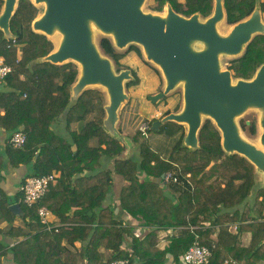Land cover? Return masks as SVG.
Instances as JSON below:
<instances>
[{
    "label": "trees",
    "instance_id": "1",
    "mask_svg": "<svg viewBox=\"0 0 264 264\" xmlns=\"http://www.w3.org/2000/svg\"><path fill=\"white\" fill-rule=\"evenodd\" d=\"M155 1L159 10L170 1L178 12L205 18L214 6V0ZM258 3L264 13V0H224L227 22L247 18ZM3 5L0 0V13ZM40 12L33 0H18L10 20L13 36L0 29V53L12 67L0 83V139L6 132L0 142H7L0 170L26 165L21 184L34 175L60 176L38 203H20L22 216L13 213V200L0 187V222L11 224L6 232L0 229V264H166L170 256L182 264L196 239L214 246L210 264H264V186H258L254 164L223 149L210 119L199 131L197 149L184 146V124L167 121L153 129V120L147 137L134 134L138 153L124 154L131 142L104 128V92L87 88L74 100L77 64L42 60L55 45L32 27ZM100 46L104 54H116L110 38ZM262 63L264 34H257L228 67L234 77L250 79ZM129 115L132 124L142 122L135 111ZM19 130L26 141L17 147L11 137ZM174 168L180 181L166 182L163 175ZM40 206L57 215L58 230L42 223ZM246 231L252 235L244 245Z\"/></svg>",
    "mask_w": 264,
    "mask_h": 264
},
{
    "label": "water",
    "instance_id": "2",
    "mask_svg": "<svg viewBox=\"0 0 264 264\" xmlns=\"http://www.w3.org/2000/svg\"><path fill=\"white\" fill-rule=\"evenodd\" d=\"M145 1L33 0L36 5L45 4L42 14L32 23L33 29L45 35L62 34L57 48L42 60L56 64L72 60L80 64L78 79L72 86L74 100L89 86L105 87L109 103L104 106V128L124 139L117 127L119 109L129 98L126 80L134 75L130 68L116 71L112 60L97 45L95 30L111 36L118 48L130 43L141 45L146 60L153 62L164 77L163 90L149 95V100L157 102L178 85L184 87L181 110L154 120L152 128L167 121L187 125L183 144L197 149L203 119L208 117L221 133L223 149L246 157L264 178V63L252 78L236 80L232 71L223 69L221 64L222 55H240L255 35L264 34L261 8L257 6L223 34L218 24L225 18L224 0H214V9L205 19L199 12L181 15L170 4L165 14L147 12L143 9ZM17 5L18 0H4L0 13V29L7 38L13 36L10 20ZM197 44L203 46L197 48ZM251 108L262 112L261 146L242 135L237 121ZM10 208L17 216L25 214L19 202L12 203Z\"/></svg>",
    "mask_w": 264,
    "mask_h": 264
},
{
    "label": "rangeland",
    "instance_id": "3",
    "mask_svg": "<svg viewBox=\"0 0 264 264\" xmlns=\"http://www.w3.org/2000/svg\"><path fill=\"white\" fill-rule=\"evenodd\" d=\"M37 6L40 8L41 11L40 14L38 15L40 16L45 8V4L40 3ZM156 6L157 5L155 0H146L143 5V9L147 12L159 13L157 11ZM257 6H259V3ZM262 16L264 20V13H262ZM202 19H205V17L202 16ZM231 28L232 25L227 22L226 10H225V18L223 21H221L218 24V29L221 33L226 34L231 30ZM47 36L54 42L56 49L60 43L62 34L56 32L53 35H47ZM103 37H108L112 39L111 36H108L103 32H101L100 30L96 29L95 41L97 45L100 47V49H101L100 42ZM202 46H203L202 44L196 45L197 48H201ZM243 52L237 56L222 55L221 56L222 68L229 69L228 66L232 62V60L234 58L241 56ZM108 57L112 60V63L116 71L125 68H130L135 73V76L132 79L126 80L125 90L129 98L122 103L119 109V119L117 122V127L124 137L122 141H125L126 143H128L127 141L131 142V145L127 146L124 154L136 155L138 153V148H136L137 145L135 144V142H133L134 134L138 130L142 133L140 127L143 124H147L150 126L151 121L162 118L163 116H165V114H167L171 110H175V111L181 110L184 103V99H183L184 87L183 84H180L173 91L167 94L164 98L158 100L157 102H152L151 100H149L148 96L151 94H156L163 90L164 77L162 75L161 70L157 67L159 69L158 70L153 62L146 60V55L144 53L143 47L137 43H130L124 48L116 47V54L114 56H108ZM70 61L72 60H69L67 62ZM75 63L77 64L80 70V64L77 62ZM236 79L237 78L234 77V80ZM89 88H98L102 90L105 94V105L109 103V97L105 87L101 85H92L89 86ZM132 111H135L138 115H140V120H142L140 124L135 125L129 121V116H130L129 114ZM106 115L107 113L105 111V117ZM261 117H262V112L259 109L251 108L237 118L242 135L247 140H249L252 143H255L258 146H261V142H260V135L262 133V126L260 124ZM209 119L210 118L208 117H204L203 124ZM210 120L213 121L212 119ZM185 127L187 129V125H185ZM142 135L144 134L142 133ZM144 136L147 137L146 135ZM176 170L178 171V169L176 168L173 169V171ZM256 176H257L258 186H264V178L257 169H256ZM117 183L119 185V181ZM250 199L252 198L250 197Z\"/></svg>",
    "mask_w": 264,
    "mask_h": 264
},
{
    "label": "built area",
    "instance_id": "4",
    "mask_svg": "<svg viewBox=\"0 0 264 264\" xmlns=\"http://www.w3.org/2000/svg\"><path fill=\"white\" fill-rule=\"evenodd\" d=\"M12 71V67L6 62L5 57L0 53V83L8 76ZM149 125L143 124L140 130L144 135H148L147 131ZM26 141V133L23 130L16 131L11 137V143L14 146H22ZM190 175V174H189ZM60 176L59 172H53L50 174H45L41 176H30L25 179V181L20 185V192L22 193L19 198V203H24L28 206H33L38 203L48 192L50 184L55 182ZM164 180L179 182L178 171L170 170L168 173L164 174ZM1 201V195H0ZM38 213L41 217L42 223L46 225L47 228L58 227L62 223H52L50 217L52 212L46 206H40L38 208ZM213 248L205 244H201L198 239L194 240L191 246L186 250V252L181 256V262L183 264H210L213 257ZM235 259L226 260L224 264H235ZM109 264H130L128 259H117L111 261Z\"/></svg>",
    "mask_w": 264,
    "mask_h": 264
},
{
    "label": "crops",
    "instance_id": "5",
    "mask_svg": "<svg viewBox=\"0 0 264 264\" xmlns=\"http://www.w3.org/2000/svg\"><path fill=\"white\" fill-rule=\"evenodd\" d=\"M132 74L135 76V73L133 70H132ZM172 111H175V110H171L170 112ZM1 113H4V111L2 110ZM5 137H6V132L2 131L1 139H4ZM6 143L7 142H0V149L3 150L6 146ZM27 172H28V167L26 165H20L17 168L5 167L4 169L0 170V187L13 200L12 203L18 202V201H15L14 199L16 198V196L18 195L20 191L19 189H20L22 179L26 176ZM108 199L106 200V203H108ZM50 220L54 223H59L58 217L54 213H52ZM20 222H21V217H17V219L15 220V223L19 224ZM236 226H237L236 222L232 223L231 224L232 230L235 231ZM10 227H11V224H9L6 221L0 222V229L3 232H6L7 230H9ZM172 231L173 229L162 231L161 236L171 233ZM251 235L252 234L249 231H246L241 234V239L244 245L248 244L249 240L251 239ZM164 244H165V241H162L161 246H164ZM166 264H173L172 256L169 257Z\"/></svg>",
    "mask_w": 264,
    "mask_h": 264
},
{
    "label": "flooded vegetation",
    "instance_id": "6",
    "mask_svg": "<svg viewBox=\"0 0 264 264\" xmlns=\"http://www.w3.org/2000/svg\"><path fill=\"white\" fill-rule=\"evenodd\" d=\"M180 2H184V0H180ZM168 4H170L171 6H172V8L174 9V11H176L177 13H179V14H181V15H184V16H187V15H185V14H183V13H181V12H178L175 8H174V6L172 5V3L170 2V1H167L166 3H165V5L163 6V8L162 9H157V11L159 12V13H161V14H165V13H167V11H168ZM213 9H214V6H213ZM196 13V12H195ZM200 13V12H199ZM194 14V13H193ZM201 14V13H200ZM192 15V14H191ZM190 15V16H191ZM202 15V14H201ZM202 17V16H201Z\"/></svg>",
    "mask_w": 264,
    "mask_h": 264
}]
</instances>
